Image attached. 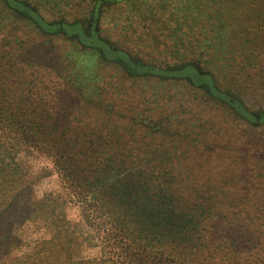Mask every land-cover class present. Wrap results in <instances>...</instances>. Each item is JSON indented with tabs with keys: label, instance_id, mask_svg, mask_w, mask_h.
<instances>
[{
	"label": "rangeland",
	"instance_id": "1",
	"mask_svg": "<svg viewBox=\"0 0 264 264\" xmlns=\"http://www.w3.org/2000/svg\"><path fill=\"white\" fill-rule=\"evenodd\" d=\"M0 159V264H264V0H0Z\"/></svg>",
	"mask_w": 264,
	"mask_h": 264
},
{
	"label": "trees",
	"instance_id": "2",
	"mask_svg": "<svg viewBox=\"0 0 264 264\" xmlns=\"http://www.w3.org/2000/svg\"><path fill=\"white\" fill-rule=\"evenodd\" d=\"M149 71H152V69H150ZM166 74L177 75V76L180 75L178 72H170ZM238 110L242 112V109L238 108ZM27 132L28 131H23L22 133H26L28 135ZM36 132L37 131H30V133L35 134V135L37 134ZM19 134L20 132L18 133V135ZM22 138H23V135H22ZM37 139H38V136H37ZM7 142L8 144H11L9 148H13V146L15 147V144L16 146L20 144L19 140L17 139L15 141H7ZM109 158H110V155L108 159ZM90 170L93 171L94 167L93 168L90 167ZM9 171L10 173H14V175L17 174V170L14 166L13 167H10L9 165L7 166L5 163H3V160L0 159V220H2L3 223H5L6 228L9 227L10 220L13 218L11 215L13 213L12 211L14 209L17 210L18 208H20L24 214L26 207L28 205V202L25 200H23V203L21 205L15 204L16 197L23 196V193L21 191L22 185L21 186H18L16 184L10 185L7 182V179L12 180V182L14 180L13 177L11 178ZM19 172L20 171H18V173ZM68 172L69 171H67V173ZM101 173H104V171H101ZM126 192H127V189H126ZM4 198H7L8 201L4 202L3 201ZM41 204L42 203L40 202L39 205ZM8 209L10 210V212H8ZM48 216L55 217L53 215V212H48ZM3 220H8V223H6V221H3ZM119 224H121L123 229L128 230V226L124 223L123 220H121ZM162 224H165V221H162ZM66 232L67 230H62V228L60 229L59 227H57L55 229H52L53 240L48 241V242H43V240H40L37 242L36 246L33 249L34 251H36V253H38V259H37L38 262H44L46 258H48L49 262L47 263H50V264H76L74 263L75 261L73 260L72 255L70 256V251L72 250L71 246H69L68 244L64 245L65 238H66ZM55 238L57 241L54 240ZM135 238L137 241L136 244H139L141 239H139L138 237H135L133 234L132 239H128L131 245H134L133 240ZM128 251H129L128 252L129 260L131 259L132 261L131 264L133 263L135 264H168V262H165V261L167 260L169 255H164L163 251H154L151 258L148 256H142V254H139L137 252L136 253L137 258L139 259L137 262L134 261V257H136L134 249L132 250L130 249ZM91 264H98V263L94 262ZM174 264H177L176 260L174 261ZM178 264H180V262H178Z\"/></svg>",
	"mask_w": 264,
	"mask_h": 264
}]
</instances>
